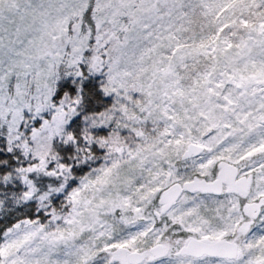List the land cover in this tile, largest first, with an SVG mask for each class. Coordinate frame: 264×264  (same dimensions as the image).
I'll use <instances>...</instances> for the list:
<instances>
[{
	"label": "snow or ice",
	"instance_id": "snow-or-ice-1",
	"mask_svg": "<svg viewBox=\"0 0 264 264\" xmlns=\"http://www.w3.org/2000/svg\"><path fill=\"white\" fill-rule=\"evenodd\" d=\"M0 264H264V0H0Z\"/></svg>",
	"mask_w": 264,
	"mask_h": 264
}]
</instances>
